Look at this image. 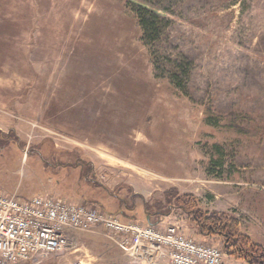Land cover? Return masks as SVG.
<instances>
[{
  "label": "rangeland",
  "instance_id": "obj_1",
  "mask_svg": "<svg viewBox=\"0 0 264 264\" xmlns=\"http://www.w3.org/2000/svg\"><path fill=\"white\" fill-rule=\"evenodd\" d=\"M146 7L156 38L143 39ZM44 191L121 215L114 194L132 205L140 193L142 217L144 199L165 210L193 193L246 234L249 217L264 221V0H0V192ZM205 241L223 264H258ZM79 261L143 264L105 227L21 264Z\"/></svg>",
  "mask_w": 264,
  "mask_h": 264
},
{
  "label": "built area",
  "instance_id": "obj_2",
  "mask_svg": "<svg viewBox=\"0 0 264 264\" xmlns=\"http://www.w3.org/2000/svg\"><path fill=\"white\" fill-rule=\"evenodd\" d=\"M105 227L117 245L143 264H223L225 252L199 240L182 218L162 227L48 191L29 197L0 192V264L40 262L63 251L74 231ZM76 264H83L79 261Z\"/></svg>",
  "mask_w": 264,
  "mask_h": 264
},
{
  "label": "trees",
  "instance_id": "obj_3",
  "mask_svg": "<svg viewBox=\"0 0 264 264\" xmlns=\"http://www.w3.org/2000/svg\"><path fill=\"white\" fill-rule=\"evenodd\" d=\"M145 9L146 10L140 9V11H138L139 23L143 29V39L156 38L161 29L160 22L162 19L155 10L147 7ZM187 71L188 69L186 66L184 67L177 62H173L169 69L170 78L175 82H178L179 80L181 82V75H186ZM16 145L21 149L19 143L16 142ZM41 154L42 153L40 152V155ZM45 162L49 163L48 160H45ZM114 195L115 198L119 199L121 202L122 207L120 208V212L125 218H123L120 213H115L119 214L125 220L140 221L142 216L138 215V205L134 202V196L138 195L142 197V195L140 193L132 194V205L129 204L128 200L120 194L116 193ZM171 197L172 199L168 201L169 203L167 207H165V210L159 205L150 206L143 198V217L146 219V223L157 224L161 216L169 212L180 211L181 214L186 216L188 224L193 227L198 234H202L208 238H219L225 249L231 251L233 254L239 253V251L245 253V251L249 250L258 258V264H264V251L261 250L262 245L251 240L252 237L250 235L242 232L239 225V219L235 217V215L228 211H210L202 206L200 199L193 193L178 194V196L175 197L172 195ZM174 205L175 207H173ZM103 209L108 211L104 207ZM127 212H131L132 214L128 218H126ZM254 248L255 250H253Z\"/></svg>",
  "mask_w": 264,
  "mask_h": 264
},
{
  "label": "crops",
  "instance_id": "obj_4",
  "mask_svg": "<svg viewBox=\"0 0 264 264\" xmlns=\"http://www.w3.org/2000/svg\"><path fill=\"white\" fill-rule=\"evenodd\" d=\"M41 193V192H40ZM217 210H221V211H228L229 212V209H227L226 207H223V208H218ZM141 216V215H140ZM172 218V214L171 212L163 215L160 217V220L157 222V224H159L160 226L164 227L166 226L168 223L172 222L170 221V219ZM248 221V225L246 226V229H247V233L249 235H251L252 237H255V231H260L259 234L261 235V233H264V221L257 219L255 216H251L247 219ZM139 222H143V223H146V219L143 217H141L140 221ZM239 225H240V228L243 230V225H242V222L240 220L239 222ZM189 227V226H188ZM193 231H192V229ZM189 227V231L191 229V233L195 231V229L193 227ZM196 232V231H195ZM197 233V232H196ZM257 233V232H256ZM198 234V233H197ZM199 236V240H207V239H210L208 238L207 236H204L202 234H198ZM212 239V238H211Z\"/></svg>",
  "mask_w": 264,
  "mask_h": 264
},
{
  "label": "water",
  "instance_id": "obj_5",
  "mask_svg": "<svg viewBox=\"0 0 264 264\" xmlns=\"http://www.w3.org/2000/svg\"><path fill=\"white\" fill-rule=\"evenodd\" d=\"M173 207H175V205Z\"/></svg>",
  "mask_w": 264,
  "mask_h": 264
}]
</instances>
